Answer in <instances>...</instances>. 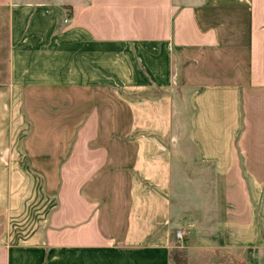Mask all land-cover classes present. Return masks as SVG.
Listing matches in <instances>:
<instances>
[{
  "label": "crops",
  "instance_id": "1",
  "mask_svg": "<svg viewBox=\"0 0 264 264\" xmlns=\"http://www.w3.org/2000/svg\"><path fill=\"white\" fill-rule=\"evenodd\" d=\"M66 8L54 34L53 4L0 0V264H264V0ZM24 168L56 205L19 240ZM199 176L197 223L171 197Z\"/></svg>",
  "mask_w": 264,
  "mask_h": 264
},
{
  "label": "rangeland",
  "instance_id": "2",
  "mask_svg": "<svg viewBox=\"0 0 264 264\" xmlns=\"http://www.w3.org/2000/svg\"><path fill=\"white\" fill-rule=\"evenodd\" d=\"M29 1V0H26ZM33 1H41V2H49L57 7V18L56 24L54 26V34L59 33L60 29L66 24L64 18L68 15V9L66 6L69 5V2L72 0H33ZM54 12V18H55ZM53 18V19H54ZM100 52V51H97ZM102 55L106 54L107 51L101 50ZM100 52V54H101ZM94 53V51H93ZM90 54L92 52L90 51ZM56 60L60 61V57L56 56ZM90 60H85V63H93L94 66L96 64L99 65L98 69L103 74V72H107L105 69V62L108 60H100V62H96L92 57ZM104 65V66H102ZM26 163H23L25 165ZM199 166H196L198 168ZM24 177L21 178L20 184V201L15 203L14 210L11 216V224H12V232L13 235L17 239H26L28 236H31L32 239L34 237L40 236L42 230L46 226L47 219L49 217V213L52 207L56 205V198L48 195L46 193L44 187V180L35 175V173H30L27 171L28 168H24ZM214 182L215 179L213 177H198L196 179H191L190 181L177 179V190L171 197V206L174 208V214L177 213L180 216L187 217V219L196 213L197 223L200 219L203 218L204 213L207 212L209 215H212V220L215 217V209L213 206L214 199ZM205 186L209 189L205 194H200L197 192L198 188H205ZM196 187V189H195ZM192 188V190H188ZM204 202H207V208L204 209ZM194 204H197L196 210H191L194 207ZM188 212V213H187ZM175 218V216H174ZM190 220V219H189ZM178 233V232H177ZM175 235V230H174ZM253 248L244 249V259L242 258V253L231 252L229 254V262L231 261L234 264H251L253 258Z\"/></svg>",
  "mask_w": 264,
  "mask_h": 264
},
{
  "label": "built area",
  "instance_id": "3",
  "mask_svg": "<svg viewBox=\"0 0 264 264\" xmlns=\"http://www.w3.org/2000/svg\"><path fill=\"white\" fill-rule=\"evenodd\" d=\"M180 234V232H178V235Z\"/></svg>",
  "mask_w": 264,
  "mask_h": 264
}]
</instances>
